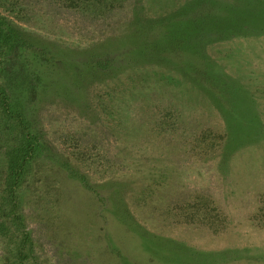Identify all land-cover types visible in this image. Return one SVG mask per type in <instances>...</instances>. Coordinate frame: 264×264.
<instances>
[{
  "label": "rangeland",
  "instance_id": "1",
  "mask_svg": "<svg viewBox=\"0 0 264 264\" xmlns=\"http://www.w3.org/2000/svg\"><path fill=\"white\" fill-rule=\"evenodd\" d=\"M193 1H0L27 42L0 70L25 114L0 111V264H264V0H202L230 23L202 47Z\"/></svg>",
  "mask_w": 264,
  "mask_h": 264
},
{
  "label": "trees",
  "instance_id": "2",
  "mask_svg": "<svg viewBox=\"0 0 264 264\" xmlns=\"http://www.w3.org/2000/svg\"><path fill=\"white\" fill-rule=\"evenodd\" d=\"M68 1L72 2L74 0ZM211 1L213 2L212 4L216 3L219 6L221 4L218 0ZM203 4H205V2L202 0L191 2V4H188L183 12H191V14L195 15L185 18L177 17L175 19L180 22L184 21L181 26L186 29L184 30V35L189 37V39L186 40L188 41L186 44H190L191 47L195 46L196 43H199L202 47L204 43L201 39L204 35H207V33L216 34L217 37V34H219L218 28L223 27L221 24H230L226 21H221L220 19L219 21L215 17H209L208 15L205 17L204 14L199 15L201 11L197 10L198 6H203ZM171 18L173 17L170 15L167 17L168 23ZM173 32L174 31L170 30L168 27L164 36L171 39L172 37L170 36L174 35L171 34ZM168 43H170V41H165V44ZM26 45L27 42L21 27L17 25L8 14L4 13L0 7V70L6 68L12 57L17 55L20 50L24 51L26 49ZM159 46H161V43ZM103 61L104 62L98 60L100 64H109L108 59H104ZM12 100L11 90L8 83L0 80V111H4L6 114L20 120L24 124V111L14 106L12 104ZM23 136V141L17 147H14V149L8 153L7 157L8 173L6 177V193L7 197L10 198L15 205H17L16 192L28 173L32 160L41 149L40 138L37 134L26 128L24 129Z\"/></svg>",
  "mask_w": 264,
  "mask_h": 264
}]
</instances>
